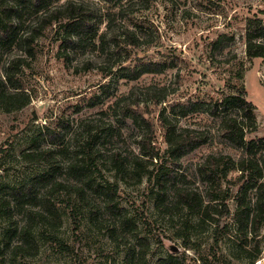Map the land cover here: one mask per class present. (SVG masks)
Returning a JSON list of instances; mask_svg holds the SVG:
<instances>
[{
  "label": "rangeland",
  "instance_id": "rangeland-1",
  "mask_svg": "<svg viewBox=\"0 0 264 264\" xmlns=\"http://www.w3.org/2000/svg\"><path fill=\"white\" fill-rule=\"evenodd\" d=\"M65 1L52 0L47 9ZM80 1L95 10V46L67 47L56 24L36 38L32 54L20 46L0 49L2 87L30 98L13 109L0 94L1 264H139L137 259L126 263L128 251L146 252L148 264L169 254L186 264H264V227L246 242L233 219L226 232L224 222L216 228L175 207L177 187L205 190L199 169L209 155L241 154L219 136L221 117L210 114V103L222 96L228 82L244 85L257 108L260 129L248 139L264 137V58L250 59L246 53L250 21L261 19L264 28V0ZM124 28L135 33L137 44L118 52L110 35ZM18 58L24 62L6 81L9 64ZM149 62L162 68L143 72ZM123 96L140 104L152 125L153 145L163 154L161 111L179 128L209 135L207 144L181 159L165 209L157 206L154 182L145 175L140 180L134 167L145 130L117 107ZM187 100L192 107L187 108ZM46 127L59 133L57 140L45 133ZM49 150V160L23 156ZM114 152L129 157L119 172L110 160ZM82 165L87 170L82 176L71 169ZM39 173H50L51 182L38 183L29 196L10 194V188ZM89 175L94 183L118 185L114 210L102 194L90 188L78 192ZM235 177L232 173L229 179ZM230 181L224 180L223 187L232 190L233 213L242 183ZM56 182L64 186L53 187ZM30 218L26 243L20 232ZM19 245L25 251L15 250Z\"/></svg>",
  "mask_w": 264,
  "mask_h": 264
},
{
  "label": "trees",
  "instance_id": "trees-1",
  "mask_svg": "<svg viewBox=\"0 0 264 264\" xmlns=\"http://www.w3.org/2000/svg\"><path fill=\"white\" fill-rule=\"evenodd\" d=\"M52 0H0V49H12L20 46L28 54H32V44L42 32L52 25H58L62 31L63 39L67 47H86L91 43L95 46L98 39V26L96 24L95 10L85 1L66 0L61 5L47 9ZM107 3H114L117 0H103ZM264 12V11H262ZM37 15V19H33ZM33 19V20H32ZM32 20V21H31ZM23 34L20 35V31ZM111 26L108 25V33L111 34ZM264 28L261 19L250 21V28L247 33L246 53L250 59L264 58ZM110 40L118 52L124 50L126 46L137 44V37L133 31L124 28L121 33L113 32ZM24 62L21 58L11 61L6 72V81L11 80L10 71L18 64ZM162 68V65L149 62L144 65L143 72L153 73ZM242 78V75L239 74ZM4 82H0V94L8 98L13 109L25 106L30 98L25 93H7L2 87ZM222 96L210 103V114L220 116L221 128L219 136L231 143L236 149L241 151L238 157L231 154H211L200 167L201 180L205 184V190L200 192L191 187H177L176 205L177 208L187 210L197 217L200 223H209L216 228L224 222V229L229 230V220L233 219L237 226V231L246 242L248 239H255L260 235L264 227V137L248 139V135L255 134L260 129V124L256 115V106L248 100V93L244 85L228 82L226 89L222 91ZM155 96V95H154ZM131 96H123L118 99L117 107L121 109L124 117H132L139 127L145 130L144 135L139 139L140 151L134 155L133 164L137 170L140 180L145 175L152 186V191L157 195V206L165 209V195L168 192L170 183L179 178L181 169V159L209 141V135L204 131L189 128H179L172 123L164 111L160 112L159 122L164 129L167 150L161 153L153 145L152 125L143 115L140 104L132 102ZM156 105L161 103L160 99L154 101ZM191 100H187L186 105L193 106ZM186 115L185 113L183 114ZM53 140H57L59 133L43 129ZM49 151L28 152L23 156L31 160H49ZM63 152V151H61ZM112 165L119 171L129 162V157L123 156L119 152H114L111 157ZM149 165H155L150 169ZM74 173L80 176L86 174L84 165L77 168L71 167ZM234 173L235 178L229 179ZM50 173H39L20 187L9 189L10 194L15 196H29L33 188L42 182H51ZM224 180H231V184L242 183L237 193L234 195L236 201L235 211L232 213L229 200L232 199V190L223 187ZM81 189H92L96 194H102L111 209L116 208L115 198L118 195L117 184L94 183L91 175L87 176ZM63 187V183L56 182L53 187ZM52 187V188H53ZM156 188V189H155ZM251 194L253 196H251ZM30 221L21 229L20 236L26 243L31 238L32 224ZM147 246V245H146ZM15 250L25 251L22 245ZM257 252L260 250L257 247ZM146 252L136 254L128 251L125 256L126 263L134 262L148 264ZM185 259L177 254L158 260L157 264H186ZM1 264V259H0Z\"/></svg>",
  "mask_w": 264,
  "mask_h": 264
}]
</instances>
